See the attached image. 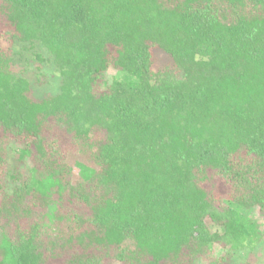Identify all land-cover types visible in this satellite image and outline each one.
Segmentation results:
<instances>
[{
  "label": "trees",
  "instance_id": "trees-1",
  "mask_svg": "<svg viewBox=\"0 0 264 264\" xmlns=\"http://www.w3.org/2000/svg\"><path fill=\"white\" fill-rule=\"evenodd\" d=\"M17 41L47 48L58 94L33 97ZM255 207L264 0H0V264H255Z\"/></svg>",
  "mask_w": 264,
  "mask_h": 264
},
{
  "label": "rangeland",
  "instance_id": "rangeland-1",
  "mask_svg": "<svg viewBox=\"0 0 264 264\" xmlns=\"http://www.w3.org/2000/svg\"><path fill=\"white\" fill-rule=\"evenodd\" d=\"M2 45L7 47L8 42L4 39L2 40ZM13 52H14V62L16 67L21 68L24 70V76L27 77L31 83L32 86V95L35 99H41L42 97H45L47 95H56L60 92V86H61V75L60 72L57 70V68L54 65L53 57L50 54V52L47 50L46 47H44L40 42H20L17 41L13 44ZM37 55H40V57L43 60H39ZM172 64V58L163 52L160 49H154L153 51V70L158 71L165 68L167 65ZM125 72L109 68L107 72V81L111 83L114 79H119L124 76ZM43 75V82H39V77ZM20 147V144L18 142H11L9 145V154L10 158L12 160V167L17 165V155H18V149ZM68 162L72 167L76 166L77 162H81L82 164L89 165L87 158L85 155L81 152L76 153H70L68 155ZM29 163V162H27ZM18 163L21 167H26L28 169V164ZM28 165V166H27ZM93 168V167H92ZM87 168H84L83 171H87ZM89 173V172H88ZM88 173H83L84 176H87ZM79 173V170L74 168L73 172V180H76L77 178L82 175ZM8 179L6 178V181ZM247 215L250 216L252 219L256 220L260 225V232L262 233L264 237V216L260 214V210L258 207H255L253 209L248 210ZM209 227L212 231H215L216 227L214 224H209ZM227 249H223L221 247H216L213 251V255H224L227 252ZM249 252V248H244L237 250L233 252L232 254V261L230 264H243L245 261L247 255ZM252 263L255 264H264V238L259 244V247L257 249V253H254V256L251 259ZM207 263V262H206ZM108 264H118L115 261H110Z\"/></svg>",
  "mask_w": 264,
  "mask_h": 264
}]
</instances>
